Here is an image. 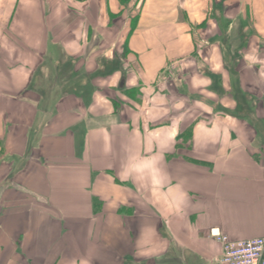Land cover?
<instances>
[{
	"label": "crops",
	"instance_id": "1",
	"mask_svg": "<svg viewBox=\"0 0 264 264\" xmlns=\"http://www.w3.org/2000/svg\"><path fill=\"white\" fill-rule=\"evenodd\" d=\"M212 231L264 238V0H0V264H220Z\"/></svg>",
	"mask_w": 264,
	"mask_h": 264
},
{
	"label": "built area",
	"instance_id": "2",
	"mask_svg": "<svg viewBox=\"0 0 264 264\" xmlns=\"http://www.w3.org/2000/svg\"><path fill=\"white\" fill-rule=\"evenodd\" d=\"M223 247L220 264H264V238L235 242L218 231H212Z\"/></svg>",
	"mask_w": 264,
	"mask_h": 264
},
{
	"label": "rangeland",
	"instance_id": "3",
	"mask_svg": "<svg viewBox=\"0 0 264 264\" xmlns=\"http://www.w3.org/2000/svg\"><path fill=\"white\" fill-rule=\"evenodd\" d=\"M46 64H47V65H48V64L50 65V63H48V62H46ZM65 64H67V63H64L63 65L65 66ZM115 64H116V62H115ZM63 65H61L60 68H63V67H62Z\"/></svg>",
	"mask_w": 264,
	"mask_h": 264
},
{
	"label": "trees",
	"instance_id": "4",
	"mask_svg": "<svg viewBox=\"0 0 264 264\" xmlns=\"http://www.w3.org/2000/svg\"><path fill=\"white\" fill-rule=\"evenodd\" d=\"M123 1V0H122Z\"/></svg>",
	"mask_w": 264,
	"mask_h": 264
}]
</instances>
